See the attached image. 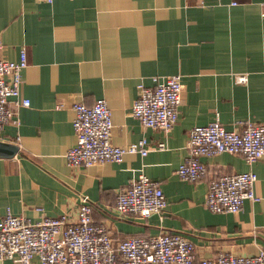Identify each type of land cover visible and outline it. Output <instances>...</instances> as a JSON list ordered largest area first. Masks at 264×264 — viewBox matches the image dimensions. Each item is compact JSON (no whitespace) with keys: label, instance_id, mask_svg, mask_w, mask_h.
Listing matches in <instances>:
<instances>
[{"label":"crops","instance_id":"crops-1","mask_svg":"<svg viewBox=\"0 0 264 264\" xmlns=\"http://www.w3.org/2000/svg\"><path fill=\"white\" fill-rule=\"evenodd\" d=\"M0 40V56L9 60L26 46L20 99L30 100L13 97L16 119L0 128V143L18 148L0 151V219L8 212L32 221L75 217L88 196L96 222L116 242L171 230L193 240L198 259L264 249V157L252 164L229 152L202 157L209 176L257 173L259 200L245 199L236 213L210 210L208 180L190 182L177 172L192 127L218 118L229 129L264 122V0H0ZM174 74L184 84L183 103L165 133L143 125L132 107L139 84ZM99 98L112 110V142L146 138L148 154L69 165L66 153L77 143L73 104ZM161 142L166 147L155 148ZM140 174L159 181L166 196L164 210L148 218L114 207L118 191Z\"/></svg>","mask_w":264,"mask_h":264},{"label":"built area","instance_id":"built-area-1","mask_svg":"<svg viewBox=\"0 0 264 264\" xmlns=\"http://www.w3.org/2000/svg\"><path fill=\"white\" fill-rule=\"evenodd\" d=\"M27 63L26 46L17 61L0 56V128L16 119V109L10 101L13 97L17 104H30L29 99H20L21 72ZM183 85L180 74L155 77L151 86L139 84L132 115L145 126L169 133L179 119ZM73 110L77 143L66 153L70 166L122 162L127 154L146 155L152 150L146 138L127 146L112 142V110L106 99L99 98L93 105L76 102ZM189 135V155L177 172L190 182L208 180L205 202L210 210L236 213L243 209L245 199L259 200L254 170L209 176L202 157L229 152L243 155L250 164L259 161L264 157V122L246 121L229 129L218 118L192 127ZM165 147L161 142L155 148ZM114 207L124 215L148 218L164 210L166 196L159 181L140 174L118 191ZM35 258L39 264H264V249L257 255L220 252L198 259L193 240L184 232L171 230L128 236L116 242L110 229L96 222L94 205L88 196H83L75 217L69 213L56 217L44 214L32 221L8 212L0 219V261L35 264Z\"/></svg>","mask_w":264,"mask_h":264},{"label":"water","instance_id":"water-1","mask_svg":"<svg viewBox=\"0 0 264 264\" xmlns=\"http://www.w3.org/2000/svg\"><path fill=\"white\" fill-rule=\"evenodd\" d=\"M0 151L5 154H14L18 151V148L11 144L0 143Z\"/></svg>","mask_w":264,"mask_h":264}]
</instances>
